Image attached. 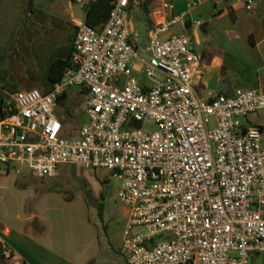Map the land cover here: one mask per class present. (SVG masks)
Wrapping results in <instances>:
<instances>
[{"label":"built area","instance_id":"2783aa9c","mask_svg":"<svg viewBox=\"0 0 264 264\" xmlns=\"http://www.w3.org/2000/svg\"><path fill=\"white\" fill-rule=\"evenodd\" d=\"M94 1L73 0L84 9ZM150 1L111 0L101 30L78 27L70 66L50 91L19 90L2 101L0 172H111L128 215L127 264L264 260V136L246 123L264 112V90L201 97L194 85L203 63L187 21L175 0H154L145 17ZM206 1L188 0L187 9ZM136 21L146 23L145 40ZM74 87L88 97L87 123L71 137L56 111Z\"/></svg>","mask_w":264,"mask_h":264},{"label":"crops","instance_id":"0c3cea01","mask_svg":"<svg viewBox=\"0 0 264 264\" xmlns=\"http://www.w3.org/2000/svg\"><path fill=\"white\" fill-rule=\"evenodd\" d=\"M187 1L175 0L174 12L184 16L202 58V75L194 85L200 96L264 90V0H253L251 11L247 0H210L192 9ZM85 22V9L73 0H33L31 10L28 0H0V118L2 101L20 90L18 84L36 89L37 82L43 92L51 90L52 65L70 60L77 29ZM246 123L264 136V112ZM30 174L0 172V264H85L84 245L58 231L62 215L53 205L55 194L37 188ZM254 264H264L263 258L255 257Z\"/></svg>","mask_w":264,"mask_h":264},{"label":"rangeland","instance_id":"374dc122","mask_svg":"<svg viewBox=\"0 0 264 264\" xmlns=\"http://www.w3.org/2000/svg\"><path fill=\"white\" fill-rule=\"evenodd\" d=\"M140 15L135 13L134 17ZM136 27L145 40L146 23L136 21ZM33 85L43 91L37 82H33ZM18 87L20 90L27 89L22 84H18ZM80 90L83 88L74 87L60 100L56 111L58 117L70 119L67 135L71 137L77 136L80 128L87 123L88 97ZM147 127L152 131L156 129L152 122ZM30 177L41 191L55 194L53 205L56 212L62 215V226L58 231L84 245L87 251V255L82 257L85 264H127L121 250L128 215L117 198L119 180L111 172L105 169L88 170L82 166H62L60 174L54 179H41L32 174ZM100 206L104 208L102 218L99 216ZM95 255H98V259H94Z\"/></svg>","mask_w":264,"mask_h":264},{"label":"trees","instance_id":"16d2710c","mask_svg":"<svg viewBox=\"0 0 264 264\" xmlns=\"http://www.w3.org/2000/svg\"><path fill=\"white\" fill-rule=\"evenodd\" d=\"M154 0H151L144 7V15L145 17L149 14V8L152 5ZM33 5V0H28V10H31V6ZM112 10L111 0H97L91 2L85 7L86 12V23L96 29L101 30L105 24L107 23L110 13ZM70 66V60H57L53 63L50 73V80L52 83L58 82L62 79L65 70ZM4 113L2 112V115ZM70 120L66 119V124L69 123ZM104 208L100 206L99 216L103 217Z\"/></svg>","mask_w":264,"mask_h":264},{"label":"water","instance_id":"95a60500","mask_svg":"<svg viewBox=\"0 0 264 264\" xmlns=\"http://www.w3.org/2000/svg\"><path fill=\"white\" fill-rule=\"evenodd\" d=\"M3 254V246L0 244V255Z\"/></svg>","mask_w":264,"mask_h":264}]
</instances>
